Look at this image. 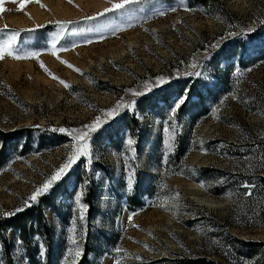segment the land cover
Segmentation results:
<instances>
[{
    "label": "rangeland",
    "instance_id": "obj_1",
    "mask_svg": "<svg viewBox=\"0 0 264 264\" xmlns=\"http://www.w3.org/2000/svg\"><path fill=\"white\" fill-rule=\"evenodd\" d=\"M121 2L33 0L20 9L3 0L0 46L18 35L13 55L0 59V129L21 131L18 149L6 143L0 215L24 207L78 150L74 134L57 129H83L99 117L107 122L90 134L88 151L34 202L50 228V264H62L68 250V264H77L76 248L87 250L86 264H174L181 257L253 264L259 253L233 251L227 235L264 249V211H248L244 193L209 188L225 178L215 169L264 174L259 159L253 164L245 148L233 146L264 144V0H137L113 8ZM196 71L203 75H188ZM158 76L170 82L134 95ZM185 88L189 97L169 123ZM117 103L108 119L105 110ZM29 229L35 238L32 222ZM8 238L15 263L28 264L14 230ZM36 246L41 260L45 249Z\"/></svg>",
    "mask_w": 264,
    "mask_h": 264
},
{
    "label": "trees",
    "instance_id": "obj_2",
    "mask_svg": "<svg viewBox=\"0 0 264 264\" xmlns=\"http://www.w3.org/2000/svg\"><path fill=\"white\" fill-rule=\"evenodd\" d=\"M198 1H204V0H198ZM48 26V25H47ZM45 26V27H47ZM30 129L33 128H26V130L31 131ZM17 131H5L0 129V167L5 166V164L8 162V149L6 148L7 141L10 142V140H13L11 145L13 146V149H18L17 146L19 145V136ZM29 139L30 136H27ZM41 137V142H43L45 139L48 140V142H55L53 141L54 138H48L44 136ZM60 141H62L64 138H61L60 136H56ZM262 140L257 141H250L247 143V145H233L234 147H243L246 150H243L245 152L249 153V156H251L253 159V164L256 163V160L259 159V163L261 161V158L264 157V144H261ZM29 140H27L23 145H20L21 148V154L28 151ZM241 145V146H239ZM237 154V152H235ZM258 162V161H257ZM259 169H264L261 166H259ZM205 170V168H203ZM208 170V169H207ZM212 170V169H211ZM217 177L216 178H222L221 182L217 183L214 187L209 188V191L213 194L220 195L226 190H230L233 194L235 193H245L247 189L243 187L245 184L254 185L255 187L252 188V195L246 196L244 198V202L246 204V209L253 210L255 208H259V210L264 211V174H258V173H249L240 171L239 169L235 172H224L220 169H215ZM203 179H207L204 178ZM42 204L41 203H32L31 207L25 208L23 211L16 213L15 215L11 216H5L0 215V264H16L14 254L12 253L9 238H8V232L9 230H14L18 243V249H21L19 251L20 256L24 259L25 262L28 264H50L49 260V252H50V238H51V232L48 225V222L44 218V212L42 210ZM89 208V204H88ZM14 212V211H12ZM33 223V234L35 235V238H32V235L30 234L29 224ZM232 242L233 246L231 249L233 251H236L240 253L242 250L244 255H246L248 258L252 257L256 253L258 254L259 258H254L253 264H264V249L262 248V243L258 241L253 240H243L238 239L235 237H231L230 235H227ZM36 240V242H35ZM42 244V248L45 249V254L42 256V259H38L35 256V253L37 251L38 243ZM35 242V243H34ZM205 261L204 258H194V257H181L180 259L174 260V264H203ZM87 263V250L82 252L81 258L77 264H86Z\"/></svg>",
    "mask_w": 264,
    "mask_h": 264
},
{
    "label": "snow or ice",
    "instance_id": "obj_3",
    "mask_svg": "<svg viewBox=\"0 0 264 264\" xmlns=\"http://www.w3.org/2000/svg\"><path fill=\"white\" fill-rule=\"evenodd\" d=\"M16 2L19 3V8L23 9V7L25 6V4L33 2V0H16ZM35 2L39 3V0H35ZM137 2V0H122L121 3H116L113 5V8L116 9H120L123 8L125 6V4H129V3H135ZM42 7H44V5H41ZM6 9L3 8V0H0V12L5 11ZM111 9L106 8L104 11H110ZM161 15H163L164 13H160ZM99 15V13H98ZM86 19H92V17H86ZM58 23H63V22H58ZM70 23V22H69ZM6 27V26H5ZM27 31H34V29H28ZM18 35L17 32H13L11 35V38L2 46H0V59L3 58V55L5 54V52L7 51L8 55H13L12 51L10 50L11 45L14 43L16 36ZM55 46V44H53V47ZM211 47H218V45H212ZM55 54V53H53ZM31 58H35L38 56V53H31L30 54ZM14 58L16 59H20L22 57L20 56H15ZM64 63H67L66 61ZM41 67H44L43 64H41ZM69 67H72L71 65H69ZM190 67L192 68H197L198 64H192L190 65ZM47 71V69H45ZM50 75H52L51 73H49ZM189 76L191 75H195V76H202L203 73L201 71H196L193 73H188ZM54 79H58L57 77L53 76ZM171 78H166L163 76H158L155 78V80L153 82H151V86H149L148 84L145 85V90L143 92L141 91H136L134 93V95L136 96H142L147 94L148 92H151L153 88H160L166 84H168L170 82ZM62 83H65L63 81H61ZM65 86L67 87L68 85L65 83ZM190 94V89L189 88H185L183 95L176 101V103L173 105V107L170 109V116H169V123L171 122V120L175 117L177 111L180 109V107L187 101L188 97ZM235 98V97H234ZM121 107V105L119 103H117L116 107L111 109V110H105V115L108 119H110L112 116L116 115L119 108ZM107 120H101L99 117L96 118V120L90 124V125H85L83 129H64V128H59L57 129L58 131L61 132H71L72 134H74L75 139L79 141V148L77 151H74L73 153L69 154V156L66 158V162L63 163L58 169H56L54 171V173L47 179L45 180V182L38 186L35 191L31 194V196L29 197V199L27 201L24 202V207H18L15 209L14 212H5L3 213V215L5 216H11V215H15L16 213H19L21 211H23L25 208L27 207H31L32 203H34L35 201H37V199L47 193L50 188L59 180H61L63 178L64 175H66L67 171L71 168L72 164L75 162V160L79 159L80 156H83L87 151H88V144H87V140L90 136V134L92 132L97 131L104 123H106ZM174 135V132H173ZM127 145L129 147L132 146L133 141L129 138L126 141ZM169 150H171V148H169ZM260 166L262 168H264V157L261 158L260 161ZM133 179H134V174L132 176H129L128 178V184L127 187L129 190L132 189L133 186ZM243 187L245 189H247V191H245L244 195L246 196H251L252 195V188H254V185H249V184H245L243 185ZM81 193H77L76 199L79 200ZM84 206L81 205V209H83ZM80 219H83V212L81 211V215H80ZM129 220H131V217H129ZM70 232H73L74 229H69ZM69 241L71 244L76 245L77 244V240L75 239V236H70L69 237ZM18 243H20L18 241ZM21 249H18V251H20ZM82 249L80 248H76V250L74 251V255L76 258H79V256L81 255ZM41 256H43L45 253L43 251V249L41 250ZM73 255V252L71 250H68L65 254V256L63 257L62 260V264H68L69 262V256ZM71 264H76V261L73 260L71 262ZM116 264H119V262H116Z\"/></svg>",
    "mask_w": 264,
    "mask_h": 264
}]
</instances>
